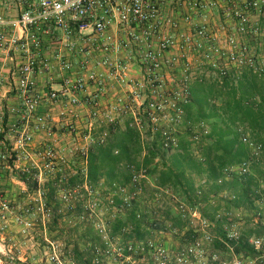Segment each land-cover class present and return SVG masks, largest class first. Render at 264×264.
<instances>
[{"label": "built area", "instance_id": "1", "mask_svg": "<svg viewBox=\"0 0 264 264\" xmlns=\"http://www.w3.org/2000/svg\"><path fill=\"white\" fill-rule=\"evenodd\" d=\"M8 3L17 7L18 14L9 18L0 12V53L7 54L12 63L10 75L19 107L12 110L17 122L10 127V154L0 156L4 161L11 155L19 161L30 160L34 137H55L57 126L62 124L73 141L79 142L72 154L86 163L90 148L107 142V132L95 136L98 118L108 126H116L123 116H129L125 128L134 129L143 137L149 132L159 133L163 149L168 151L179 147L181 131L189 133L192 143L198 145L207 138L210 128L203 122L193 125L186 121L184 106L191 99L193 70L190 55L199 54L220 76L227 73L228 67L264 73V59L247 40L233 34L222 46L206 24L195 20L230 18L234 23L230 28L236 33L254 37L264 29V0H0V9ZM253 12L263 18L262 27L251 25ZM185 28L195 31L179 37L170 34L171 30ZM55 47H78L83 57L79 68L64 60ZM132 59L142 66V81L130 75L128 65ZM93 61L97 67L107 69L109 78L121 89H127L105 107L99 95L89 94L92 87L103 91L109 85L104 72L90 69ZM3 74L0 67V79ZM54 75L64 80L61 90L47 92L39 87L40 79ZM174 81L180 83L168 88L167 83ZM45 106L50 108L46 114L41 113ZM82 107L89 110L90 118L84 134L79 132ZM55 109L60 110L59 117L53 114ZM3 132L0 127V134ZM243 141L256 155L261 153V146L248 136ZM43 157L48 160L44 167L54 173V160L60 157L52 151H46ZM248 170L249 163L244 162L226 169L224 176L244 175ZM141 178H146L145 171L135 173L133 183L139 185ZM179 212L189 221L199 219L201 234L195 245L178 253L176 264H264V237L249 239L256 252L254 258L237 255L234 246L228 244L232 258L223 259L221 251L201 247L202 242L214 247L217 237L209 232L211 224L184 203L179 205ZM235 214L227 210L224 213L230 220L225 232L233 242L241 236L236 229L240 214ZM260 216L257 213V220ZM139 245L134 246L145 250ZM133 249L129 246L130 251ZM155 254L161 259L160 264L169 262L165 250Z\"/></svg>", "mask_w": 264, "mask_h": 264}, {"label": "rangeland", "instance_id": "2", "mask_svg": "<svg viewBox=\"0 0 264 264\" xmlns=\"http://www.w3.org/2000/svg\"><path fill=\"white\" fill-rule=\"evenodd\" d=\"M215 19L216 17H209L195 20L206 24L209 33L216 37L222 46L226 44L228 37L235 34L238 39L247 40L257 50L260 59H264L263 28L262 32L254 37L242 36L234 29L228 34L226 29H231L233 20L224 17ZM250 19L251 25L262 27L263 18L257 13H251ZM211 29H220L225 35L217 37ZM192 55L195 54H191L190 57ZM191 61L193 78H216V72L199 54ZM231 71L239 74L244 69L238 71L228 67L227 73ZM177 77L180 78L181 74ZM178 83L180 81L168 82L167 87L173 89ZM128 119L129 116H123L122 120L120 119L121 123L116 126H108L101 119H96L95 136L98 138L107 132L108 144L114 132L125 130ZM81 120L79 132L84 134L86 124L90 120L89 115H84ZM14 123L16 118L13 123L2 128L4 132L0 134L3 136L0 138V142H3L0 145V156L10 154L13 138L10 127ZM55 132V137L47 135L34 137V143L29 148L32 157L30 160L19 161L15 155H11L6 161L0 158V264H85L89 259L92 260V264H160L161 259L157 258L155 252L163 250L169 255L167 264H176L178 253L196 244L197 237L201 234L198 227L199 219L189 221L182 218V223L185 224L183 229L181 224L174 225L173 217L181 215L179 212L181 202L175 200L168 191L152 192L150 187L153 180L149 177L141 178L135 189L141 198H136L130 189L115 191L102 186L95 189L88 185H85V188L78 185L73 187L71 178L77 171L84 169L86 163L72 154L74 148L79 146L77 145L79 142L73 141L66 126L59 124ZM195 146L197 148V145ZM46 151L57 153L60 157L54 160V173H50L44 167L48 161L43 157ZM254 163H258V160L251 161L249 171L252 170L250 167ZM260 167L264 168V162H261ZM225 178L229 180L232 176ZM262 179L263 193L259 199L257 198L254 207L228 208L220 200L230 196L224 192L222 198H210L207 216L196 209L201 218L211 224L209 232L212 235L217 237L215 219L224 221V231L226 223L230 222L224 215L225 210L240 214V218L236 220V229L241 235L254 231L257 223H264V173ZM142 187H145L147 192H141ZM119 192L126 198L125 202L129 208L137 199L136 202L147 216L150 235L146 240L142 242L126 240L123 235L113 233V223L124 210L111 207L113 197ZM168 211L171 215H168ZM257 213H261L258 220ZM189 230L191 234H185ZM134 245L144 246L145 250ZM129 246H133L134 249L130 251ZM201 247L218 250L206 242H202ZM219 251L223 259L232 258L228 247ZM82 255L83 259L80 258Z\"/></svg>", "mask_w": 264, "mask_h": 264}, {"label": "trees", "instance_id": "3", "mask_svg": "<svg viewBox=\"0 0 264 264\" xmlns=\"http://www.w3.org/2000/svg\"><path fill=\"white\" fill-rule=\"evenodd\" d=\"M216 74L213 79L200 77L190 82L191 99L184 106L186 121L193 125L203 122L210 128L209 135L197 148L185 131L179 133V147L168 151L163 149L159 133L149 132L143 137L127 127L114 132L108 144L90 148L85 168L71 178L73 187L130 189L136 198H141L136 194L138 185L133 183V178L135 171H145L146 177L153 180L152 192L168 191L175 200L198 209L204 216L210 210V198L217 199L224 192L230 196L220 200L228 208L254 207L263 193L264 168L260 166L264 162V73L244 69L239 74L234 71L224 76ZM247 134L251 141L261 146L259 155L243 141ZM255 159L258 163L250 167L251 171L244 175L233 174L229 180L225 178L226 169L244 162L250 165ZM146 190L142 187L141 192ZM125 199L120 192L112 199L111 207L124 209L116 217L112 231L126 240L142 242L150 235L148 218L137 199L130 208ZM214 222L217 225L216 249L222 250L231 244L237 255L256 256L249 239L264 237V223H257L254 231L242 234L233 242L223 229L224 221L215 219ZM173 223L181 224L182 229L185 225L181 215H175ZM185 234H191V230ZM80 258L83 259V255ZM85 264H92V260Z\"/></svg>", "mask_w": 264, "mask_h": 264}, {"label": "crops", "instance_id": "4", "mask_svg": "<svg viewBox=\"0 0 264 264\" xmlns=\"http://www.w3.org/2000/svg\"><path fill=\"white\" fill-rule=\"evenodd\" d=\"M0 12L3 13L6 17L9 18H15L18 14V9L13 3H8V5H5L0 9ZM217 19H223V17H216ZM212 33H215V36H221L223 37L225 33L221 31L220 29H211ZM228 34L232 33V29H226ZM191 31H195V29H179V31H173L171 30L170 34L173 36H180L182 34L189 33ZM264 36V35H263ZM57 53H61L64 60H69L73 63L74 67L76 69L79 68L81 65V62L83 61L82 54L80 52V49L78 47L74 48L73 50L67 49V48H60L55 47L54 48ZM196 55V54H195ZM195 55H192L190 57L192 60L195 58ZM129 68H130V75L133 79H136L138 81H142L143 79V69L142 66L139 64L137 60H129ZM0 67H3L4 74L2 78L0 79V127L3 128L5 125L6 127L8 124H11L15 120V116L12 113L13 109H17L19 107V99L16 96V93L13 90V81L11 79L10 75V69L12 67V63L7 56V54L0 53ZM90 69H96L98 72H104L108 79V87L105 90H100L97 87H92L89 89V94H97L99 95V100L101 102L102 107L107 106L108 104L112 103L114 99L118 95H123L127 89H121L119 85L113 80H111L109 77V73L107 72V69H103L101 67H97V64L95 61L92 62V65L90 66ZM195 78L192 77L191 82L194 81ZM64 85V80L59 75H54L52 77H44L40 79L39 87L43 90H46L47 92H50L52 90H61ZM50 108L48 106H45L41 109V113L49 112ZM89 110L85 107H82L80 109V119L84 117V115H88ZM60 110L55 109L53 111V114L59 116ZM17 122V121H16ZM3 136L0 135V138ZM3 142H0V145ZM1 149V147H0Z\"/></svg>", "mask_w": 264, "mask_h": 264}]
</instances>
